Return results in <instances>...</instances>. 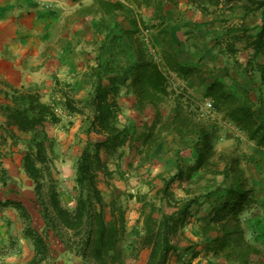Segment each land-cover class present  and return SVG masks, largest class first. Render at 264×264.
<instances>
[{
    "label": "trees",
    "instance_id": "1",
    "mask_svg": "<svg viewBox=\"0 0 264 264\" xmlns=\"http://www.w3.org/2000/svg\"><path fill=\"white\" fill-rule=\"evenodd\" d=\"M190 1L197 3L203 13L215 14L220 9L242 11L243 22L224 26L223 33L213 39L223 54L235 55L242 47L253 48V55L244 70L249 83L236 77L230 84L224 78L230 76L229 71L224 68L207 66L204 69L200 61L190 64L179 59L180 45L171 34L172 23L165 13L167 5L176 4L177 0H95L84 8L85 11L98 15L107 31L119 27L129 35L137 57L131 75L126 68L134 60L124 55L120 59L118 53H111L110 60V57L99 60L91 67V99L83 103L67 97L64 102L71 112H82L83 107L94 111L93 117L87 116L85 120L84 132L99 135L96 140L89 138L83 142L82 153L75 163L74 206L64 203L56 186L49 192V202L44 192L46 171L52 162L48 155V145L52 144L48 142L46 124L61 121L57 107L44 101L39 92L32 91L15 92L10 98L11 103L0 106L14 142L19 138L23 140V137H18L12 126L33 137L32 141L28 140V144L31 143L23 155L22 168L34 182L44 229L40 231L34 227L31 212L24 202L9 198L3 203L15 208L26 221L24 236L32 241L35 254L24 264H42L53 257L49 242L51 231L62 239L67 250L81 257L84 264H132L129 258H139L143 249L149 250L145 264H184L181 258L178 257L176 262L173 257L180 252L182 240L188 239L185 228L202 197L214 198V208L208 221L197 229L201 233H198L200 240L184 247L183 252H190L188 264H192L202 251L213 255L210 257L213 263L221 264L214 261L216 259L228 264H264V237L257 238L258 230L253 225L257 218L252 216L258 206L254 186L247 179L239 157L217 149L214 127L201 111V99H212L222 108L225 119L238 126L248 139L264 147V0ZM143 6L152 11L148 19L139 12ZM259 17L260 24L254 32V22H250V18H255L256 22ZM200 25L186 33H196ZM150 29H156L157 41L147 33ZM150 38L156 54L150 48ZM104 52L108 51L104 48ZM113 58L116 63L112 62ZM199 72L209 76L199 91L201 99L193 94L194 91L190 92L189 86L176 84L177 78L194 80ZM257 72L261 76L260 86L255 81ZM188 83L195 88L194 82ZM124 86L138 97L137 110L142 111L146 106L156 110L155 119L146 132L140 133L121 123L118 96ZM170 136L174 144H179V155L183 145L193 143L197 160L189 164H186L187 160H177L173 173L155 176L162 179V186L156 189L152 186L150 192L139 196L130 194L141 204L139 221L142 219L143 223L141 233L134 241L131 236L136 234L137 227L129 230L126 208L116 197L106 201L99 184L100 173L112 176L110 158L122 155V149L139 138L142 146L138 153L142 160L132 167L152 162L151 156ZM220 176L222 180L218 179ZM148 177L153 176L149 174ZM176 182L181 185L183 195L174 191ZM107 207L110 215H107ZM11 224L9 221V226ZM248 228L253 230L252 238L247 236ZM63 230L67 236L62 234ZM15 243L16 240L12 239L10 247ZM198 245L203 247L198 249Z\"/></svg>",
    "mask_w": 264,
    "mask_h": 264
},
{
    "label": "crops",
    "instance_id": "2",
    "mask_svg": "<svg viewBox=\"0 0 264 264\" xmlns=\"http://www.w3.org/2000/svg\"><path fill=\"white\" fill-rule=\"evenodd\" d=\"M95 0H0V106L11 103V96L15 92H39L42 99L57 107L61 117V125L48 122L46 131L49 136L57 137L61 153L54 159L61 166V177L71 181L73 188L75 185V163L80 157L83 142L91 138L96 140L97 133L84 132L87 116L94 115V111L84 108L82 112L68 111L64 105L67 97H74L83 103L90 100L92 95V85L90 80L91 67L98 64L99 60H105L118 53L121 59L123 55L134 63L127 67V73L131 75L135 67L136 51L129 35L119 27L107 28L99 20V16L85 11ZM176 4L169 3L165 9L168 20L171 21V34L173 37L181 38V34L188 36L183 43V48L177 52L182 62L195 64L201 60L202 55H206L207 66L209 68H224L228 70L230 76H224L226 81L232 84L237 76L243 81L245 66L253 55V48H244L235 55L223 54L219 47L215 45L216 35L223 33V27L234 25L237 19H233L234 13H240V23L242 11H229L220 9L217 13H203L198 4L190 0H177ZM152 14V11H151ZM260 16V12H258ZM150 16V14H149ZM205 21V26L209 28L203 30L199 38L195 33H186L187 29L192 31L194 27ZM257 22V23H256ZM252 25L253 31L258 29L260 17ZM238 23V24H240ZM126 24V23H125ZM255 25V26H254ZM129 27L128 23L126 24ZM188 34V35H186ZM108 43V46H107ZM242 46V45H241ZM104 48L108 51L104 52ZM197 54V55H196ZM196 56V57H195ZM125 58V59H126ZM195 58V60H194ZM112 60L116 63L115 58ZM226 68V69H225ZM227 73V71H226ZM219 77L223 74L217 73ZM255 81L260 86L261 76L257 72ZM131 78L127 80L129 84ZM186 81L177 78V85H184ZM249 83V78L246 84ZM252 85L249 84V87ZM182 87V86H181ZM121 105V118L123 125H128L131 129H137L140 133L146 132L156 116V110L152 106H146L142 111L137 110L138 97L129 91V87L124 86L118 96ZM169 101H172L170 98ZM213 102L211 99L206 102ZM136 107V108H135ZM204 108V105H203ZM216 117V116H215ZM223 123L216 122L214 135L217 148L220 150L232 151L242 160L248 157L253 160L245 164L249 176L250 184L254 186V197L257 200V207L254 209L256 221L253 225L257 228V234L264 237V178L260 180L257 170L264 167V147L257 145L255 141L248 137L233 122L224 119ZM216 121V120H215ZM7 117L0 111V165L10 168V160H17V167L22 168V158L24 148L21 138L14 142L9 134ZM67 122L66 125L63 123ZM66 126V127H64ZM11 129L17 136L25 135L17 127ZM173 137L159 147V150L151 156L146 166L145 176L158 174L168 175L176 170L177 160H187L186 164L197 160V152L193 145L187 144L181 147L179 155V144H174ZM142 146V140L136 139L134 143L122 149V155H115L111 160H130L137 164L142 160L138 149ZM59 177V176H58ZM222 180L223 177H219ZM5 182L0 181V264H24L33 258L35 254L32 241L24 236L23 232L18 233V212L13 207L4 206L3 203L9 198L25 202L22 193L10 192ZM102 189V185L100 184ZM60 191V190H59ZM73 198V197H72ZM214 198L202 197L193 210L191 222L185 228L189 238L198 241L199 230L203 223L208 221L214 208ZM75 205V201H70ZM220 205V204H219ZM10 217L12 225L9 226ZM140 212L136 213L133 220L129 221V230L142 227V219L139 221ZM139 221V222H138ZM14 223H17L14 226ZM137 223V224H136ZM44 225H40L38 230L42 231ZM13 226V227H12ZM12 227V229H11ZM131 227V228H130ZM191 232V233H189ZM190 235H189V234ZM201 234V233H200ZM254 235L252 228H248L247 236ZM12 239L16 240L14 247H10ZM14 237V238H13ZM194 240V241H195ZM50 246L54 255L42 264H83L81 257L67 250L61 238L50 232ZM143 252L149 250L144 249ZM205 253V252H204ZM202 251V254H204ZM212 254H204L201 264H219L210 258ZM148 258V256H147ZM220 261L221 264H228L227 261ZM145 264V262H144Z\"/></svg>",
    "mask_w": 264,
    "mask_h": 264
},
{
    "label": "rangeland",
    "instance_id": "3",
    "mask_svg": "<svg viewBox=\"0 0 264 264\" xmlns=\"http://www.w3.org/2000/svg\"><path fill=\"white\" fill-rule=\"evenodd\" d=\"M126 1L131 2L133 0H126ZM138 9L140 10V7H138ZM139 12L141 15L143 14L146 19H148L149 14L151 16V10L147 9V7H145V6H143L141 11H139ZM234 14L235 15L233 16V19H237V23H235V24L240 23V13L236 12ZM154 21L158 22V19L154 18ZM250 22L255 23V18H250ZM204 25H205V21H203L201 23V25L197 27V32L195 33L197 36V39L199 38V36L201 35L203 30L205 31V29L207 30L209 28L208 26H205L206 28L203 29ZM189 30L190 29H187L186 31L189 32ZM147 33L151 34V37L152 38L154 37L155 41L158 40L156 37V33H157L156 29H150L147 31ZM181 36H182L181 38L178 36V38L176 39V41H177L178 45H180V47L183 45V43L185 41H187V39H190L189 37L186 39L185 35H183V34H181ZM169 38L171 39V37H169ZM150 40H151V38H150ZM149 44H150L151 50L156 54L157 50H156V47L153 45L154 44L153 40L149 41ZM205 59L207 60L206 55H202L200 62L202 64V68H204V69H206L205 67H207V61H205ZM194 60H195V58H194ZM208 77L209 76L207 74H205L204 72H202V73L199 72L196 76H194V80H193V78H191L189 80L191 82V84H193L192 82H194V86L196 89L191 87L193 85H189V83H188L189 81H186V83H185L186 87L189 86L190 92L193 93V91H194L193 94H196L195 96H198L199 99H201L202 95L199 91L202 90L203 82H205V80ZM237 77H239V76H237ZM178 86H180V85H178ZM181 86H184V85L182 84ZM198 86H200V87H198ZM198 92H199V94H198ZM201 100H203L201 111L204 113L203 116H204L205 120L208 121V123H211L214 121L213 124L216 122L217 123L216 125L219 126V124H218L219 122L223 123V121H225L224 120L225 119L224 113L221 110L222 109L221 107H219L213 103L214 104L213 109H210V112H207L206 109L203 108V105H204V102L206 100H210V98H202ZM120 118H121V116H120ZM121 123L123 125L122 118H121ZM66 124H67V122L63 123V125H66ZM58 125H61V122H59ZM64 127H66V126H64ZM46 133H47V131H46ZM47 134L49 136V133H47ZM31 136L32 135H30V134L22 136L23 140L20 141V143H22V146L24 148L23 154H25V152L28 150V148L30 146L31 142L28 144V140L32 141L33 137H31ZM48 142H51V144H52V146L48 145V149H49L48 155H49V158L51 159L50 161H52V162L49 163V165H50L49 171H46V180L47 181H46L45 186H44L45 197H46L47 201L49 202V200H48L49 192L53 188V186H56L58 188V190H60L59 192H60L61 198L63 199L64 203L67 206H74L70 202L71 200L75 201V199H74V188L72 186L73 183L71 181L67 180L66 178H63L60 176L62 171H61V166L59 165V160L57 163L54 160L56 158V155H59V153H61V147L59 146L60 142H58L57 137H55V136H49ZM218 150L220 151V149H218ZM223 151L232 152V151H228V150H223ZM236 156H238V155H236ZM113 158L114 157L110 158L109 166H110V168L114 174L112 176H107L104 173H100L99 184L102 185V190L104 192L105 199L107 202H110L111 200H113L116 197L118 199L119 204L122 205L124 208H126V212H127V216H128V222H129L135 218L137 212H140V207H141L139 200L135 197H131L130 194H134V195L137 194L139 196L141 193L142 194L148 193L152 190V189H150L152 186H154L153 188H155V187L157 188V187L162 186L163 181L159 177H150L149 178L148 176H145V172H143V171L146 170V166L148 165L149 162H147L146 164L144 163V164L138 165L137 167L133 168L132 167L133 164L137 165L139 163V161H137V164H135L134 161H130V160H111ZM239 160H240L241 166L245 169V172H246L245 174H246L247 179H249V176L247 173V168H246L245 164H248L249 162L251 163V161H253V160H248V157L244 158V160H242L241 157H239ZM16 161L17 160H10V168L5 167L3 165H0V178H2V180L6 181L5 185H7L6 187L10 192H17L19 194L22 193V196H20V197L24 199V201H25L24 203L28 206V208L31 212V215H32L33 225L35 228L38 229L40 227V225L44 224V221L42 219L41 206L39 205V202L37 200V196L35 194V185H34L33 180L27 176L25 171H22L21 168L17 167ZM257 176L260 180L262 179V177L264 178V167L260 170V172H259V169L257 170ZM151 178H152V180H151ZM203 183L204 182H202V184ZM117 189H118V192H117ZM173 189L178 195H183L181 185L178 182H176L173 185ZM106 209H107V215H110V208L107 207ZM10 221L12 223V221H13L12 217H10ZM17 223L19 225L18 230H21V231H18V233L21 234L23 232L22 231L23 228L26 226V221L20 215V213H18V222ZM17 223H14V226H16ZM12 227H11V229H12ZM128 227H129V224H128ZM136 229H137L136 234H134V235L132 234V236H131V239L134 241L137 240V235H139L141 233V228H136ZM189 233H191V232H189ZM62 234L64 236H67V232L64 230L62 231ZM187 237H188V235H187ZM189 240H191V241H189ZM194 240L189 238V237H188V239H185V240L183 239L181 242L180 252L179 253L177 252L174 254L173 260L177 262L178 257H179V258H181L180 260L182 262H184V264H188V262H190L189 261L190 260V252H183V251H185L184 247L186 245L191 244V242ZM198 240H200V239H198ZM202 247L203 246H201V245L197 246L198 249H201ZM143 251H144V249L141 251L139 258H137V259L129 258V260H128L129 263H132V264L133 263L134 264H144V262L146 263L148 255H147V252L145 253ZM204 252L205 251H203V253ZM204 254H206V252ZM204 254H202V252H201L200 255L193 260L192 264L203 263V258H200V257L203 256ZM69 264H75V262H70ZM255 264H257V263H255Z\"/></svg>",
    "mask_w": 264,
    "mask_h": 264
},
{
    "label": "built area",
    "instance_id": "4",
    "mask_svg": "<svg viewBox=\"0 0 264 264\" xmlns=\"http://www.w3.org/2000/svg\"><path fill=\"white\" fill-rule=\"evenodd\" d=\"M213 107H214L213 102L208 101L204 104V109H206L207 112H210V109H213Z\"/></svg>",
    "mask_w": 264,
    "mask_h": 264
}]
</instances>
